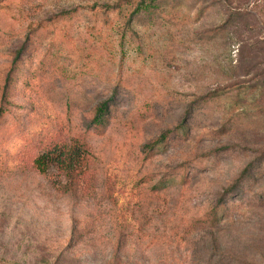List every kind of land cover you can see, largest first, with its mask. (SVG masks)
<instances>
[{
	"label": "rangeland",
	"instance_id": "rangeland-1",
	"mask_svg": "<svg viewBox=\"0 0 264 264\" xmlns=\"http://www.w3.org/2000/svg\"><path fill=\"white\" fill-rule=\"evenodd\" d=\"M137 4L0 0V264H264V0Z\"/></svg>",
	"mask_w": 264,
	"mask_h": 264
},
{
	"label": "trees",
	"instance_id": "trees-1",
	"mask_svg": "<svg viewBox=\"0 0 264 264\" xmlns=\"http://www.w3.org/2000/svg\"><path fill=\"white\" fill-rule=\"evenodd\" d=\"M162 2V0H138V4L136 8L134 9L133 13L134 16H136L140 12L144 13H154L159 9V5ZM132 16V17H134ZM21 55V51L18 53V55ZM18 55L16 56V60L18 59ZM13 67L16 66V63L13 62ZM113 98H110L109 100H106L102 102L95 111V114L92 118L91 124L94 126H104L106 124V119L110 116V111L112 110V104ZM6 110H0V117H2L5 114ZM180 130L184 129V127H180ZM169 132L167 134L162 135L151 147H154L156 145H159L165 141V139L168 137ZM79 148L81 153H84L80 147H74L70 148L67 145L61 144L60 146H54L50 150H46L40 155H38L34 161L33 166L36 169L38 173H44L52 164L56 163L60 166H64L63 170L69 174L70 169L73 167V164L77 163L81 159V155L79 151H76V149ZM72 171V170H71ZM169 187V180L164 179L160 180L156 185V191L160 192L166 188Z\"/></svg>",
	"mask_w": 264,
	"mask_h": 264
}]
</instances>
